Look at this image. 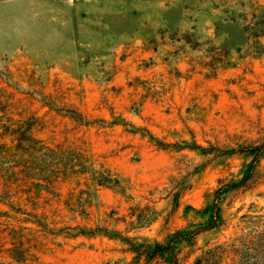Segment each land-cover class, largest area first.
<instances>
[{"label":"rangeland","instance_id":"1","mask_svg":"<svg viewBox=\"0 0 264 264\" xmlns=\"http://www.w3.org/2000/svg\"><path fill=\"white\" fill-rule=\"evenodd\" d=\"M0 264H264V0H0Z\"/></svg>","mask_w":264,"mask_h":264},{"label":"trees","instance_id":"2","mask_svg":"<svg viewBox=\"0 0 264 264\" xmlns=\"http://www.w3.org/2000/svg\"><path fill=\"white\" fill-rule=\"evenodd\" d=\"M35 141L32 139V137H30V135H25V134H22L21 137H20V147L24 150H31L33 152L37 151L38 149L34 146L35 145ZM254 149H258L257 147H252L250 151H253ZM74 158H77L75 163H72V159H69L68 158V163L67 164H70V171L71 172H79V173H84V172H87L90 170V167L88 165L85 164V161H82L81 157H79L78 155H76ZM73 165H77L78 166V169H72ZM67 170L64 169V172ZM94 172V171H93ZM98 180L100 182H103V183H109L110 182V179L106 176H104L103 174L100 173V178H98ZM232 185H236V184H231L230 186ZM222 189H219L218 192H217V196H219L220 192H221ZM86 200L84 199H81L78 201L79 203V206H82L84 205ZM215 212V211H214ZM82 232H85V231H82ZM88 232H93L92 230L90 231H86V233Z\"/></svg>","mask_w":264,"mask_h":264}]
</instances>
